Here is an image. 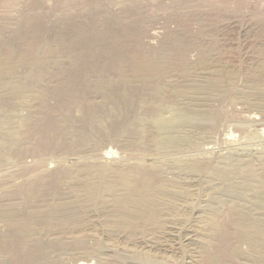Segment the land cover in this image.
Instances as JSON below:
<instances>
[{
    "label": "rangeland",
    "instance_id": "374dc122",
    "mask_svg": "<svg viewBox=\"0 0 264 264\" xmlns=\"http://www.w3.org/2000/svg\"><path fill=\"white\" fill-rule=\"evenodd\" d=\"M22 1L0 0V173L2 172L0 174V244L4 245L2 248L0 247V264H74L76 258L89 256L94 257L97 264H139V262L140 264L145 262V264H200L198 261L201 260L203 247L211 248L212 244L207 247L209 245L207 242L213 243L212 239H208L214 234V232L212 233L214 225L209 224H215L214 215H217V211L219 209L221 211L223 208L233 211V213L236 211L239 213L240 210L241 214L246 215L244 217L239 213L235 219L237 220L235 230L237 229L236 231L240 233L241 240L230 250L232 264H264V186L260 185L259 179L257 181L253 176L254 169L255 172L259 170L260 173H262L261 171L264 173V132H261V130L264 131V99L262 100L264 98V0H98L96 6L95 4L86 6V2L89 0H82V6L79 8L72 0H70L71 2L69 0ZM111 8L114 10L112 11ZM24 10L27 12L26 20ZM78 10L82 11L83 20H86L87 16L89 19L90 16L94 17V13L97 11L103 12V14L98 13L97 17L104 15V17L112 19V23L108 27H106L108 23L105 18L102 22L100 21L102 28L99 30L104 28V31L109 35L99 44L105 43L97 46V50L94 51L99 52L102 49L96 57L98 61L103 59L101 55L106 54L105 51L108 55H113L112 70L107 74L100 69L98 72V69L93 68V73H90L91 82L97 78L103 82L105 80L113 85H120L123 88L119 92L124 98L131 90L139 95L132 99L133 108H131L130 115V111L125 113L123 109H120L122 110L121 114V111L113 105L114 103L111 104L110 101L102 98L100 90L93 88L91 91L88 90L92 94L89 99L93 104H104V106L107 104L103 114L101 113L93 122V129L96 133L87 138L78 136L76 130L80 123L76 120L80 116V110H73V131L69 132L65 138L60 135V140L63 143V147L60 149H64V152L59 149L55 152L52 149H45L40 153L23 154L22 158L16 152L19 145V133L24 127L23 119L33 110L30 106L34 107L35 102L33 103V101H37L34 99L37 96H43L47 103H51H48L49 105L56 104L57 101L63 99V95L57 92L58 88L62 86V84L60 85L61 79H58L57 86L60 85L58 88L56 86L52 90L41 89V87L49 86V83L50 86L56 83L54 79V81L52 80L53 84L51 81L43 80L47 75L43 66L45 64V66L53 65L55 68L62 66L66 44L65 35L69 29H77L74 22L75 19H78L75 17L78 15ZM232 20L235 21V25L230 26L232 24L228 23ZM85 23H89V20ZM155 24L161 26L159 29L161 32L149 43L151 45L147 46L143 43L146 40V32L149 27L151 28ZM17 31L18 34L24 33L22 38L17 37ZM89 48L92 47L84 46V50ZM118 51H121L122 59H118ZM149 53L154 54L153 61H151ZM81 54L85 57V51ZM137 64L151 65L153 68L151 71L155 70L156 74L153 77H147L151 71L139 72L135 70ZM245 83H249V85ZM127 88H129L128 91ZM239 91H242V94L244 92L247 94L242 95ZM141 94L143 97L140 96ZM257 111L258 113H256ZM249 113H252L255 118L243 116ZM39 127L40 131L30 144L36 148L49 142L48 135L56 133L58 129L53 122L50 124L42 122ZM222 131L223 134L226 132L233 134L232 142L224 143L222 141ZM97 133L96 138L95 134ZM100 145L102 146L99 147ZM104 147H111L114 150L113 155L116 154L111 160L108 159V162L98 159L97 156ZM6 152L7 154H5ZM19 156L22 160L18 159ZM90 157L91 160H89ZM201 157L206 161L209 160L208 163H205L206 161L204 162ZM193 161L195 164L196 162L203 166L205 164V168L193 170L196 166ZM48 164L52 166L51 169L56 171V176H50L53 170L46 171V168L50 167ZM191 164L194 165L193 168ZM134 165L141 167L146 165L147 170L150 173L152 171V174L161 182L157 181L160 184H156V188L155 184H152L154 188L152 192L154 191L157 196L153 197V193L149 189V194H151L147 199L151 200L152 198L155 201L148 202L151 207H147L151 210L158 202L156 208L158 207L159 213L156 211L158 213L156 214L155 211H152L154 217H151L157 220H153L154 223H152L151 218H146L152 223V226H155V228L151 227L157 234L153 233L154 229L151 231L150 226H148L150 228L146 227L150 224L144 218L142 219L147 223L141 221H139L141 224L134 223L135 220H133L132 225L136 224V226L133 227L129 224L131 226L129 228L127 222L131 221L129 216H132L134 212H131V208H134L130 204L126 203L127 206H130V210L127 209L129 207L117 209L125 199L127 201L129 198L130 188L134 184L132 181L135 180L133 174L129 173L133 170ZM115 167L117 168L115 169ZM40 168L42 169L40 170ZM177 169L179 170L177 171ZM25 170H28V175ZM34 170L42 177V184L39 185L37 191L25 196L18 194L7 196L18 187L22 178L28 177L29 174V177L33 176V173L36 172ZM251 171L252 173L249 174ZM192 172L193 175L190 174ZM19 174L26 176L23 177ZM218 175L224 179H220ZM248 175L252 176L248 179ZM185 179L187 180L184 181ZM160 185H163L161 188L164 189L163 191L159 188ZM155 197L156 199H153ZM151 203L154 205L152 206ZM207 203L208 205H206ZM159 206H162V210ZM163 209L165 210L163 211ZM165 211L170 214L168 215ZM127 212L131 215L127 216ZM164 213L167 214L166 219H163L165 218ZM252 213L254 215H251ZM93 214L96 217L92 216ZM86 215L87 218L92 216L90 218L92 221L87 220ZM125 215L129 219L127 222ZM161 216L162 218H157ZM207 216L211 218L209 219ZM169 217L174 221L167 220ZM158 219L160 220L158 221ZM84 220L89 221L90 224L88 222L86 224ZM104 221H107L108 224L105 225ZM161 221L165 223H163L164 227ZM155 222L161 226L158 224L157 228ZM239 222L240 224H238ZM142 223L146 229L140 226ZM89 225L90 227H88ZM122 226L124 231L120 232ZM136 227L138 230L141 228L142 230L137 231ZM108 228L110 229L108 230ZM111 229L115 232L119 231L117 232L118 236L113 230L114 233L110 231ZM128 229L137 232L134 231L132 235V231L130 232ZM147 229L150 232H146ZM187 229L195 230V234L189 232L191 235L193 234V242L189 243L182 239L180 244H174V241L181 235L183 236ZM208 229L211 231L209 235H207ZM127 231L131 237L127 235ZM142 231L147 234H142ZM110 232L114 235L112 236ZM122 232L128 239L124 234H121ZM14 233L23 242L20 247L11 251L8 250L6 241L12 238ZM162 234L163 236L160 237ZM154 237L156 241L152 239ZM146 238L153 241L150 240V244L143 243L142 241H146ZM198 238L200 242L196 240ZM164 240L165 243H163ZM154 242L155 244H153ZM164 244L165 246H163ZM16 250L18 251L15 252ZM192 258L193 260H191Z\"/></svg>",
    "mask_w": 264,
    "mask_h": 264
},
{
    "label": "bare ground",
    "instance_id": "6f19581e",
    "mask_svg": "<svg viewBox=\"0 0 264 264\" xmlns=\"http://www.w3.org/2000/svg\"><path fill=\"white\" fill-rule=\"evenodd\" d=\"M22 1V0H21ZM67 1V0H66ZM73 2H74V4L76 5V7L77 8H79L80 6H82V0H72ZM98 0H89V1H87L86 2V6H90L91 4H95V6H96V2H97ZM22 2H24V1H22ZM22 2H19V3H22ZM69 2H71L70 0H69ZM118 2V1H117ZM121 3V2H120ZM120 3H119V5H120ZM23 5H24V3H22ZM84 4V3H83ZM94 6V5H93ZM92 6V7H93ZM116 6V5H115ZM120 6H122V5H120ZM197 6V5H196ZM91 7V8H92ZM119 7V6H118ZM21 8V7H20ZM116 8V7H115ZM112 9V8H111ZM117 9V8H116ZM119 9V8H118ZM114 9H112V11H113ZM193 10V9H192ZM206 10V9H205ZM16 11H18V10H16ZM25 11V10H24ZM112 11H110L111 13H112ZM26 12V11H25ZM82 11H79L78 10V15L77 16H75V17H77L78 19H75L76 21L74 22V24H75V26L77 27V29H75V30H73V29H69L67 32H66V35H65V39H66V44H65V47H64V61H63V64H62V66H60V67H54L53 65H47V66H43V70L45 69V71H46V78H44L43 80H46V82H50L51 81V83H52V80L54 79L55 80V84L54 85H52V86H50V83L48 84L49 86H45V87H41V89H44V90H52L53 88H55L56 86H57V82H58V79L60 80L61 79V83H60V85L62 84V86L60 87V88H58V86H60V85H58L56 88H58V90H57V92H58V94H62L63 95V99L62 100H59V101H57V103L56 104H52V105H49V104H51V103H47V101H46V99L43 97V96H37L36 97V99H34V100H37V101H33V103L35 102V104H37L36 106V108H35V110H34V107H35V104H34V107L33 106H30V108L32 109L33 108V110H31L30 112H29V114L27 115V117H25L24 119H23V128H22V130L20 131V133H19V145L17 146V154H20V156L22 157V155L23 154H28L29 152H31V153H40V152H42L41 150H45V149H52L54 152H55V150H62V149H60V147H63V143L61 142V140H60V135H62L64 138L65 137H67L68 136V134H69V132L71 133L73 130H72V118H73V110H80V116L78 117V119L76 120V121H79V126H78V129L76 130L77 132H78V136L80 135L82 138H87V137H89V136H91V135H93V133H96L95 132V130L93 129V122L98 118V116L102 113L103 114V112H104V108H105V106L107 105H105L104 106V104H93L91 101H90V96L92 95V94H90L89 93V91H91V89L93 88V89H98V90H100V92H101V95L103 96L102 98H104L105 100H107L108 102L110 101L111 102V104H113V105H115L117 108H118V110H120V109H123L124 110V112L126 113V112H129L130 111V115H131V108H133L132 107V105H133V103H132V99H133V97L134 96H137V95H139V94H136V92L134 91V90H131V91H128L129 90V88H127V91H128V94H127V96L124 98V96H122L121 95V93L119 92V91H121V89L123 88L122 86H120V85H113V84H111V83H109V82H107V81H105L104 80V82L103 81H101V80H99V79H97V78H95V80H93L92 82H91V76H90V73H93V68H95V69H98L97 71L99 72V69L100 70H102V72L104 73V72H109L110 70H112L111 69V67H112V63H111V61H113L112 60V58H114L113 57V55H108L107 54V52L105 51V53L106 54H102L101 56H102V60L101 61H98V59L96 58V57H98V55L101 53V51H102V49L99 51V52H94V51H96L97 50V46H100V45H102V44H104L105 42H103V43H101V44H99L100 42H102V41H104V40H106L107 38H108V33L106 32V31H104V28L102 29V30H99L100 28H102L101 26H100V24H101V22H102V20H103V18H105V20L107 21V23H108V25L106 26V27H108L109 25H111V23H112V19L110 18H108V17H104V15L102 16L101 14V16H98V17H102L101 19H97L98 17H97V15H99L98 13H102L103 14V12H95L94 13V17H92V16H90L91 18L89 19V16H87V18H86V20H83V18H84V16H83V13H81ZM210 12V11H209ZM20 13V12H19ZM22 13V12H21ZM80 13V14H79ZM116 13H117V11H116ZM195 13V12H194ZM193 14V13H192ZM192 14H190V15H192ZM198 14V13H197ZM200 17V16H199ZM24 18H25V20L27 19V12L26 13H24ZM89 20V23H85L86 21H88ZM101 21V22H100ZM205 21H206V19H205ZM212 21V20H211ZM218 21V20H217ZM216 21V23H218ZM234 22L235 21H231L230 23H228V24H232V25H230V26H233V25H235L234 24ZM250 23V22H249ZM158 24H155V25H153V26H151V28L149 27V30L146 32V35H145V38H146V40H145V42H143L144 44H146L147 46H150L151 44H149L153 39H155L156 37H157V35L161 32L159 29L161 28V26H157ZM216 25V24H215ZM227 25V24H226ZM244 25V24H243ZM254 25V24H253ZM257 25V24H256ZM227 26H229V25H227ZM257 26H259V25H257ZM253 27V26H252ZM256 28V27H255ZM258 28V27H257ZM106 29V28H105ZM146 30V29H145ZM246 31V30H245ZM17 34H18V31H17ZM65 34V33H64ZM23 35H24V33H19L18 34V36L17 37H19V38H22L23 37ZM95 42H97V43H95ZM85 45H87V46H91L92 48L90 49H86V50H84V46ZM153 45V44H152ZM121 46V45H120ZM104 48V47H103ZM105 49V48H104ZM256 50V49H255ZM83 51H85V57L83 56V54H81V52H83ZM109 51H110V48H109ZM189 51H192V50H189ZM194 51V50H193ZM118 54H117V56H118V59H122V53H121V51H118L117 52ZM164 53V52H163ZM190 53V52H189ZM194 53V52H193ZM153 53H149V57H150V59H151V61H153ZM190 55V54H189ZM89 56V57H88ZM163 56V55H162ZM187 56V55H186ZM191 56V55H190ZM264 56V55H263ZM86 57H88V58H86ZM195 57V56H194ZM92 58V59H91ZM210 58V57H209ZM191 59V58H190ZM192 59H193V57H192ZM110 61V63H108ZM259 61H261V60H259ZM216 63V62H215ZM252 63V62H251ZM213 64V63H212ZM110 65V66H109ZM206 66V65H205ZM198 67V66H197ZM196 67V68H197ZM27 68V67H26ZM153 68H151V65H146V66H142V64L140 65V64H137V65H135V70H137V71H139V72H146V71H151ZM205 69V68H204ZM57 72H58V74H57ZM53 73V74H52ZM108 74V73H107ZM147 74V73H146ZM154 74H156V71L155 70H153V71H151L150 73H149V75L147 76V77H153V75ZM201 74V73H200ZM199 74V75H200ZM198 75V74H197ZM156 76V75H155ZM154 76V77H155ZM153 79V78H152ZM155 79V78H154ZM53 80V81H54ZM247 80V79H246ZM243 81V80H242ZM39 83H42V81L40 82L39 81ZM53 84V83H52ZM92 84V85H91ZM94 84V85H93ZM145 84V83H144ZM144 84L142 85V87L144 86ZM147 84V83H146ZM152 84H154V83H152ZM245 84H247V83H245ZM43 85V84H42ZM41 85V86H42ZM243 85V84H242ZM247 85H249V83L247 84ZM246 85V86H247ZM40 86V85H39ZM93 86V87H92ZM147 86V85H146ZM239 86V85H238ZM49 87V88H48ZM141 87V86H140ZM141 87V88H142ZM251 87V86H250ZM253 87V86H252ZM141 88H140V90H141ZM234 88V87H233ZM145 88L143 87V90H144ZM146 89H147V87H146ZM243 89V88H242ZM89 90V91H88ZM137 90V89H136ZM148 90V89H147ZM231 90V89H230ZM245 91H246V89H244ZM254 90V89H253ZM252 90V91H253ZM149 91V90H148ZM234 91H235V88H234ZM251 91V92H252ZM140 91L138 90V93H139ZM240 92V91H239ZM242 92V91H241ZM240 92V93H241ZM145 93V92H144ZM150 93V92H149ZM164 93V92H163ZM235 93V92H234ZM245 93V92H244ZM243 93V94H244ZM259 93V92H258ZM262 93V92H261ZM89 94V95H88ZM143 94V93H142ZM142 94L140 95L141 97H143L142 96ZM236 94V93H235ZM242 94V93H241ZM242 94V95H243ZM245 94H247V93H245ZM251 94V93H250ZM264 94V93H263ZM95 95V94H94ZM149 95V94H148ZM164 95H165V93H164ZM167 95V94H166ZM254 95V94H253ZM151 96V95H150ZM97 97V96H96ZM168 97V96H167ZM235 97V96H234ZM255 97V96H254ZM259 97V96H258ZM107 98V99H106ZM135 98V97H134ZM139 98V97H138ZM166 98V97H165ZM241 98V97H240ZM262 98V97H261ZM159 99V98H158ZM197 99V98H196ZM235 99V98H234ZM237 99V98H236ZM257 99V98H256ZM259 99V98H258ZM264 98H262V100H263ZM103 100V99H102ZM104 100V101H105ZM239 100V99H238ZM242 100V99H241ZM261 100V101H262ZM103 101V102H104ZM161 101V100H160ZM234 101V100H233ZM245 101H247V100H245ZM101 102V101H100ZM155 102V101H154ZM159 102V101H158ZM229 102V101H228ZM241 102V101H240ZM239 102V103H240ZM252 102H253V100H252ZM231 103V102H230ZM258 103H260V102H258ZM146 104V103H145ZM196 104V103H195ZM247 104H248V102H247ZM264 104V103H263ZM262 104V105H263ZM236 105V104H235ZM251 105H252V103H251ZM253 105H254V103H253ZM261 105V104H260ZM259 105V106H260ZM114 106V107H115ZM228 106H230V105H228ZM248 106V105H247ZM233 107V106H232ZM237 107H238V105H237ZM242 107V106H241ZM256 107V106H255ZM263 107V106H262ZM116 108V109H117ZM145 108V107H144ZM243 108V107H242ZM254 108V107H253ZM224 109H226V108H224ZM252 109V108H251ZM255 109H257V108H255ZM223 110V109H222ZM239 110V109H238ZM261 110V109H260ZM121 111V114H122V110H120ZM143 111V110H142ZM145 111V110H144ZM226 111V110H225ZM228 111H229V109H228ZM69 112H71V114H69ZM119 112V111H118ZM134 112V111H133ZM246 112V111H245ZM146 113V112H145ZM151 113V112H150ZM149 113V114H150ZM153 113V112H152ZM227 113V112H226ZM236 113V112H235ZM248 113V112H247ZM256 113H258V111L256 112ZM78 114V115H79ZM209 114V113H208ZM213 114V113H212ZM218 114V113H217ZM231 114V113H230ZM126 115V114H125ZM129 115V116H130ZM220 115V114H219ZM234 116H235V114H233ZM261 115V114H260ZM225 116V115H224ZM223 116V117H224ZM234 116H233V118H234ZM237 116H238V113H237ZM244 117H247V118H255V116L252 114V113H249V114H244L243 115ZM126 117V116H125ZM135 117V116H134ZM213 117V116H212ZM226 117V116H225ZM241 117V116H240ZM257 117V116H256ZM261 117V116H260ZM209 118H211V117H209ZM259 118V117H258ZM263 118V117H262ZM212 119V118H211ZM229 119H230V116H229ZM237 119V118H236ZM241 119V118H240ZM128 120V119H127ZM131 120V119H130ZM216 120V119H215ZM225 120V119H224ZM228 120V119H227ZM238 120V119H237ZM251 120V119H250ZM50 121V122H49ZM222 121V120H221ZM236 121V120H235ZM42 122H43V124H50L51 122H53V123H55L56 125H57V130H56V133L54 134H50V135H48V141L49 142H47V143H45V144H43V145H41V147H38V148H36V147H32L30 144H31V140L32 139H35L36 138V134L38 133V131H40V127H39V125H41L42 124ZM57 122H58V124H57ZM131 122V121H130ZM227 122V121H226ZM238 122H240V121H238ZM246 122V121H245ZM261 122H263V121H261ZM213 123H215L214 121H213ZM236 123V122H235ZM264 123V122H263ZM216 124V123H215ZM220 124V123H219ZM227 124V123H226ZM229 124V123H228ZM245 124H247V123H245ZM251 124H253V123H251ZM78 125V124H77ZM76 125V126H77ZM75 126V127H76ZM211 126H213V125H211ZM224 126V125H223ZM245 126V125H244ZM253 126H254V124H253ZM231 127H233V126H231ZM210 128H212V127H210ZM240 128V127H239ZM148 129V128H147ZM206 129V128H205ZM257 129V128H256ZM261 129H263L262 127H261ZM230 130V129H229ZM234 130V129H233ZM238 130V129H237ZM248 130H249V128H248ZM247 130V131H248ZM254 130V129H253ZM216 131V130H215ZM224 131V130H223ZM222 131V134L224 133ZM231 131V130H230ZM246 131V132H247ZM259 131H260V128H259ZM206 132V131H205ZM242 132V131H241ZM253 132V131H252ZM261 132H264V131H262L261 130ZM99 133V132H98ZM98 133L97 134H95V137H96V135L98 136ZM208 133H209V131H208ZM220 133V132H219ZM235 133V132H234ZM239 133V132H238ZM258 133V132H257ZM217 134V133H216ZM215 134V135H216ZM250 134V133H249ZM261 134V133H260ZM206 135V134H205ZM213 135V134H212ZM232 133L231 132H226L225 134H223V136H221L222 137V141L224 142V143H230V142H232L231 140V137H232ZM257 135V134H256ZM262 135V134H261ZM211 136V135H210ZM243 136H244V134H243ZM242 136V137H243ZM257 136H259V134L257 135ZM150 137V136H149ZM207 137V136H206ZM247 137H249V136H247ZM253 137V136H252ZM91 138V137H90ZM97 138V137H96ZM142 138L144 139V137L142 136ZM263 138V137H262ZM92 139H93V137H92ZM239 139V138H238ZM244 139H246V138H244ZM251 139V138H250ZM256 139V138H255ZM46 140H47V138H46ZM45 140V141H46ZM207 140V139H206ZM242 140V139H241ZM247 140V139H246ZM235 141V140H234ZM264 141V140H263ZM212 142V141H211ZM236 142V141H235ZM248 142V141H247ZM18 143V142H17ZM145 143V142H144ZM204 143V142H203ZM238 143V142H237ZM241 143V142H240ZM59 144H62V145H60L59 146ZM209 144V143H208ZM207 144V147L209 146ZM212 144V143H211ZM257 144V143H256ZM66 145H67V143H66ZM215 145V144H214ZM223 145V144H222ZM69 146V145H68ZM67 146V147H68ZM102 145H100L99 147H101ZM105 146V145H104ZM148 146V145H147ZM150 146V145H149ZM217 146V145H216ZM230 146V145H229ZM228 146V147H229ZM243 146V145H242ZM250 146V145H249ZM263 146V145H262ZM200 147V146H199ZM223 147V146H222ZM234 147V146H233ZM251 147V146H250ZM255 147V146H254ZM41 148V149H40ZM70 148V147H69ZM201 148V147H200ZM209 148V147H208ZM213 148H215V147H213ZM226 148V147H225ZM94 149V148H93ZM134 149V148H133ZM185 149V148H184ZM187 149V148H186ZM194 149V148H193ZM212 149V148H211ZM245 149V148H244ZM248 149H249V147H248ZM89 150V149H88ZM96 150V149H95ZM130 150H132V149H130ZM135 150V149H134ZM133 150V151H134ZM192 150V149H191ZM198 150H199V148H198ZM208 150V149H207ZM261 150V149H260ZM52 151V152H53ZM63 152H64V149L62 150ZM65 151H67V150H65ZM86 151V150H85ZM94 151V150H93ZM128 151V150H127ZM202 151H203V149H202ZM204 151H206V150H204ZM247 151V150H246ZM263 151V150H262ZM8 152H11V150L9 151L8 150ZM60 152V151H59ZM89 152H90V150H89ZM96 152V151H95ZM97 152H98V149H97ZM118 152V151H117ZM131 152V151H130ZM196 152V151H195ZM209 152H210V150H209ZM217 152V151H216ZM256 152V151H255ZM30 153V154H31ZM68 153V152H67ZM67 153H65V154H67ZM76 153V152H75ZM133 153V152H132ZM141 153V152H140ZM144 153V152H143ZM173 153V152H172ZM242 153V152H241ZM252 153V152H251ZM5 154H7V152L5 153ZM10 154V153H9ZM16 154V155H17ZM54 154H56V153H54ZM62 154V153H61ZM65 154H63V155H65ZM78 154V153H77ZM82 154V153H81ZM84 154V153H83ZM88 154V153H87ZM114 154V150L113 149H111V147H104V149H101L100 150V152H99V154L97 155L98 156V159H103V160H107V162H108V159H110L111 160V158H113L115 155H113ZM120 154V153H119ZM130 154V153H129ZM175 154V153H174ZM211 154V153H210ZM226 154V153H225ZM232 154V153H231ZM33 155V154H32ZM57 155V154H56ZM70 155V154H69ZM72 155V154H71ZM95 155V154H94ZM148 155V154H147ZM168 155V154H167ZM173 155V154H172ZM220 155V154H219ZM8 156V155H7ZM18 157V159H21V157ZM41 156V155H40ZM43 156V155H42ZM61 156V155H60ZM86 156V155H85ZM85 156H83V157H85ZM174 156V155H173ZM217 156V155H216ZM15 157H17V156H15ZM37 157V156H36ZM55 157V156H54ZM57 157V156H56ZM63 157V156H62ZM69 157V156H68ZM82 157V156H81ZM144 157V156H143ZM163 157V156H162ZM176 157H177V155H176ZM182 156H180V158H181ZM188 157H190V156H188ZM199 157H200V155H199ZM203 157V156H202ZM201 157V159H203ZM206 157V156H205ZM23 158V157H22ZM27 158V157H26ZM46 158V157H45ZM47 158H48V156H47ZM71 158V157H70ZM77 158V157H76ZM97 158V157H96ZM164 158V157H163ZM168 158V157H167ZM198 158V157H197ZM231 158V157H230ZM31 159V158H30ZM44 159V158H43ZM59 159V158H58ZM86 159H88V158H86ZM136 159V158H135ZM139 159V158H138ZM182 159V158H181ZM192 159V158H191ZM218 159V158H217ZM223 159V158H222ZM22 160V159H21ZM35 160V159H34ZM83 160V159H82ZM89 160H91V157H90V159ZM137 160V159H136ZM148 160V159H147ZM154 160V159H153ZM164 160V159H163ZM193 160V159H192ZM195 160H199V159H195ZM249 160V159H248ZM17 161V160H16ZM49 161V160H48ZM55 161H57V160H55ZM79 161V160H78ZM85 161V160H84ZM97 161V160H96ZM129 161V160H128ZM132 161V160H131ZM167 161V160H166ZM188 161V160H187ZM190 161V160H189ZM203 161L205 162L206 160H204L203 159ZM208 161L209 160H207L205 163H208ZM211 161V160H210ZM28 162V161H27ZM27 162H26V164H27ZM37 162V161H36ZM58 162H59V160H58ZM62 162V161H61ZM87 162H88V160H87ZM99 162V161H98ZM111 162H114V161H111ZM115 162H116V160H115ZM127 162V161H126ZM130 162V161H129ZM136 162V161H135ZM142 162V161H141ZM186 162V161H185ZM228 162V161H227ZM258 162V161H257ZM23 163V162H22ZM24 163H25V161H24ZM29 163V162H28ZM47 163V162H46ZM45 163V164H46ZM52 163H54V162H52ZM81 163H84V162H81ZM103 163H104V161H103ZM102 163V164H103ZM119 163V162H118ZM128 163V162H127ZM131 163V162H130ZM138 163V162H137ZM140 163V162H139ZM165 163V162H164ZM174 163V162H173ZM200 163H202V162H200ZM237 163V162H236ZM245 163V162H244ZM13 164V163H12ZM15 164V163H14ZM20 164V163H19ZM25 164V165H26ZM32 164V163H31ZM50 164H51V162H50ZM58 164V163H57ZM89 164V163H88ZM96 164V163H95ZM105 164V163H104ZM107 164V163H106ZM142 164H143V162H142ZM142 164H141V166H142ZM165 164H167V163H165ZM175 164V163H174ZM177 164V163H176ZM180 164V163H179ZM186 164V163H185ZM193 164H195V162L193 161ZM193 164H191L192 166V168H193ZM204 164V163H203ZM213 164V163H212ZM246 164H247V161H246ZM254 164H255V161H254ZM11 165V164H10ZM37 165V164H36ZM49 165V164H48ZM82 165V164H81ZM87 165V164H86ZM100 166H101V164H99ZM98 165V166H99ZM112 165V164H111ZM114 165V164H113ZM131 165H133V164H131ZM154 165V164H153ZM156 165V164H155ZM154 165V166H155ZM160 166H161V164H159ZM172 165V164H171ZM196 166L194 167V169L193 170H195V168H196V170L197 169H201V168H205L204 166H205V164H204V166L203 165H200V164H198V162H196V164H195ZM214 165H216V164H214ZM228 165V164H227ZM256 165V164H255ZM13 166V165H12ZM33 166V165H32ZM46 166V165H45ZM50 166V165H49ZM54 166V165H53ZM91 166H92V163H91ZM90 166V167H91ZM95 166V165H94ZM97 166V168L100 170V168ZM128 166V165H127ZM130 166V165H129ZM141 166H136V165H134L133 166V170H131L130 171V173H129V171H128V173L129 174H133V176H134V178H135V180L134 179H132V180H134V181H132L134 184H133V186H132V188H130L131 190H130V195H129V198H127V201H126V199H125V201H124V203L122 202V204H120L119 206H118V210H119V207H120V209H126L125 207H129V208H127V209H129L130 210V206H132L134 209H132L131 208V212H133V214H132V216H129V215H131V213L129 214L128 212H127V216H129V219L131 220L130 222H132V223H130V222H127V221H129V219H128V217L125 215V217H127L126 218V222H127V224L129 225V224H133V220H135V222L134 223H138L139 221H141V222H145L142 218H144L145 220H148V219H150L154 214H153V212L152 211H159V209H157L156 208V203H158V202H156L155 203V207H154V209L153 210H151V208H149V207H147V206H150L149 204H148V202L149 201H151L152 200V198H151V200H147L148 199V195H150L149 194V192H150V190H151V192H152V190H154V188H153V185L152 184H155V188H156V184H160L161 182L160 181H158V179H157V177H155L153 174H152V171H151V169L154 167H152L151 169H150V171H151V173L149 172V170H147L148 168H146L145 166L146 165H144L143 167H141ZM201 166H203V167H201ZM248 166V165H247ZM18 167V166H17ZM21 167V166H20ZM26 167V166H25ZM29 167V166H28ZM38 167V166H37ZM36 167V168H37ZM47 167V166H46ZM51 167L52 166H50V167H47L46 168V171L48 170V171H51V170H53V169H51ZM107 167V166H106ZM121 167V166H120ZM131 167V166H130ZM158 167V166H157ZM162 167V166H161ZM165 167V166H164ZM206 167H208V165H206ZM213 167V166H212ZM223 167H225L224 165H223ZM3 168V167H2ZM5 168V167H4ZM10 168H11V166H10ZM16 168V167H15ZM19 168V167H18ZM24 168V167H23ZM94 168V167H93ZM117 167H115V169H116ZM124 169H125V167H123ZM128 168V167H127ZM150 168V167H149ZM209 168V167H208ZM214 168V167H213ZM258 168V167H257ZM257 168H256V170H257ZM6 169V168H5ZM21 169V168H20ZM26 169V168H25ZM42 168H40V170H41ZM45 169V168H44ZM43 169V170H44ZM50 169V170H49ZM91 169V168H90ZM95 169V168H94ZM110 169V168H109ZM157 169V168H156ZM184 169V168H183ZM182 169V171H184ZM191 169V168H190ZM199 169V170H200ZM218 169V168H217ZM225 169H226V167H225ZM249 169V168H248ZM251 169V168H250ZM1 170V169H0ZM13 170V169H12ZM24 170V169H23ZM22 170V171H23ZM31 170V169H30ZM30 170H29V173H30ZM38 170V169H37ZM39 170V171H40ZM96 170V169H95ZM103 170V169H102ZM126 170V169H125ZM171 170V169H170ZM179 169H177V171H178ZM205 170V169H204ZM22 171H21V174H22ZM26 171V170H25ZM28 171V170H27ZM25 172V173H27L26 175H28V172ZM34 171H36V170H34ZM47 171V172H48ZM90 171V170H89ZM101 171V170H100ZM105 171V170H104ZM111 171V170H110ZM165 171V170H164ZM173 171V170H172ZM189 171V170H188ZM211 171H212V169H211ZM254 171V179H259V183H260V185L262 184L263 186H264V173H263V171H261L262 173H260L259 172V170L257 171V172H255V169L253 170ZM32 172V171H31ZM103 172V171H102ZM153 172H154V170H153ZM161 172V171H160ZM185 172V171H184ZM184 172H182V173H184ZM190 172V171H189ZM188 172V173H189ZM198 172V171H197ZM200 172V171H199ZM204 172V171H203ZM207 172V171H206ZM4 173V172H3ZM9 173V172H8ZM7 173V174H8ZM11 173V172H10ZM36 173V174H35ZM35 173H33L34 175L33 176H31V177H29L30 176V174H29V176L28 177H25V178H22V180H21V182L18 184V187L16 188V189H14V190H12L10 193H8L7 194V196L9 195H16V194H18V195H21V196H25V195H28L29 193H31V192H34V191H37L38 189H39V185L40 184H42V177H40V174L36 171ZM95 173V172H94ZM162 173V172H161ZM176 173H178V172H176ZM187 173V172H186ZM194 173H195V171H194ZM212 173V172H211ZM249 173V172H248ZM252 173V171L249 173V174H251ZM0 174H2V172L0 173ZM5 174V173H4ZM6 174V175H7ZM15 174V173H14ZM21 174H19V175H21ZM99 174H101V173H99ZM155 174H157V173H155ZM190 174H192L193 175V172L192 173H190ZM189 174V175H190ZM204 174H206V173H204ZM9 175H12V174H9ZM26 175H24V176H26ZM32 175V174H31ZM57 175V173H56V171H52L51 173H50V176H52V177H54V176H56ZM103 175V174H102ZM175 175V174H174ZM208 175V174H207ZM216 175V174H215ZM219 175H221V174H219ZM218 175V176H219ZM245 175H246V173H245ZM251 175V176H252ZM2 176V175H1ZM21 176H23V175H21ZM23 176V177H24ZM98 176V175H97ZM133 176L131 175V177L133 178ZM159 176V175H158ZM188 176V175H187ZM251 176H249L248 175V179L251 177ZM18 177H20V176H18ZM129 177V179H131V177L130 176H128ZM161 177V176H160ZM184 177V176H183ZM192 177V176H191ZM203 177V176H202ZM207 177V176H206ZM242 177H243V175H242ZM3 178V177H2ZM164 178V177H163ZM179 178V177H178ZM180 178H182V176H180ZM219 178L220 179H224L223 177L221 178L220 176H219ZM165 179V178H164ZM169 179V178H168ZM172 179H174V178H172ZM204 179V178H203ZM253 179V180H254ZM167 180V179H166ZM182 180V179H181ZM187 179H185L184 181H186ZM206 180V179H205ZM204 180V181H205ZM157 181L158 182H160V183H157ZM171 181V180H170ZM197 181H199V180H197ZM258 181V180H257ZM183 182V181H182ZM220 182V181H219ZM242 182V181H241ZM163 183V182H162ZM208 183V182H207ZM213 183V182H212ZM211 184V183H210ZM171 185V184H170ZM198 185V184H197ZM212 185V184H211ZM228 185V184H227ZM152 186V187H151ZM158 186V185H157ZM163 186V185H162ZM162 186L160 185V189L162 188ZM209 186V185H208ZM236 186V185H235ZM237 186H239V185H237ZM174 187V186H173ZM199 187V186H198ZM207 187V186H206ZM217 187V186H216ZM241 187V186H240ZM151 188H153V189H151ZM211 188V187H210ZM150 189V190H149ZM186 189V188H185ZM194 189V188H193ZM201 189V188H200ZM208 189V188H207ZM243 189V188H242ZM157 190V189H156ZM155 190V191H156ZM162 191L164 190V189H161ZM190 190V189H189ZM228 190V189H227ZM158 191V190H157ZM168 191V190H167ZM186 191V190H185ZM7 192V191H6ZM170 192V191H169ZM195 192V191H194ZM210 192V191H209ZM215 192V191H214ZM222 192H224V191H222ZM225 192H227V191H225ZM247 192H249V191H247ZM153 194H152V196L154 197V195L155 196H157L156 194H154V191L152 192ZM161 193V192H160ZM197 193V192H196ZM204 193V192H203ZM251 193V192H250ZM162 194V193H161ZM165 194V193H164ZM167 194V193H166ZM205 194H207V193H205ZM239 194V193H238ZM242 194H243V192H242ZM246 194V193H245ZM171 195V194H170ZM184 195H186V194H184ZM193 195V194H192ZM197 195V194H196ZM199 195V194H198ZM209 195V194H208ZM225 196H226V194H224ZM230 195H231V193H230ZM252 195V194H251ZM163 196H165V195H163ZM173 196V195H172ZM177 196V195H176ZM179 196V195H178ZM187 196H188V194H187ZM191 196V195H190ZM200 196V195H199ZM215 196V195H214ZM213 196V197H214ZM239 196V195H238ZM264 196V195H263ZM185 197V196H184ZM242 197V196H241ZM259 197V196H258ZM10 198V197H9ZM158 198H159V196H158ZM186 198V197H185ZM191 198V197H190ZM200 198V197H199ZM205 198H206V195H205ZM211 198V197H210ZM215 198H217V197H215ZM219 198H222V197H219ZM249 198V197H248ZM153 199H156V197L155 198H153ZM164 199H166V198H164ZM195 199V198H194ZM197 199V198H196ZM213 199V198H212ZM226 199H229V198H226ZM239 199V198H238ZM242 199V198H241ZM257 199V198H256ZM159 200H160V198H159ZM158 200V201H159ZM167 200V199H166ZM172 200V199H171ZM179 200H180V198H179ZM214 200V199H213ZM230 200V199H229ZM253 200V199H252ZM251 200V201H252ZM154 200H152V202H153ZM170 201V200H169ZM210 201V200H209ZM212 201V200H211ZM233 201V200H232ZM239 201V200H238ZM237 201V202H238ZM248 201V200H247ZM155 202V201H154ZM184 203H185V200L183 201ZM206 202H207V200H206ZM213 202V201H212ZM211 202V203H212ZM216 202V201H215ZM224 202V201H223ZM222 202V203H223ZM263 202V201H262ZM126 203H128V204H130V206H127V204ZM160 203V202H159ZM176 203V202H175ZM188 203V202H187ZM197 203V202H196ZM209 203V202H208ZM208 203L206 204V205H208ZM217 203V202H216ZM226 203V202H225ZM254 203V202H253ZM126 204V205H125ZM147 204V205H146ZM152 204V203H151ZM195 204V203H194ZM199 204V203H198ZM201 204V203H200ZM199 204V205H200ZM202 204H203V202H202ZM205 204V203H204ZM259 204V203H258ZM154 205V203L152 204V206ZM159 205V204H158ZM161 205H162V203H161ZM167 205V204H166ZM218 205H219V203H218ZM240 205V204H239ZM164 206V205H163ZM168 206V205H167ZM173 206V205H172ZM178 206V205H177ZM186 207V205H183V207ZM217 206V205H216ZM256 206V205H255ZM151 207V206H150ZM160 207V206H159ZM162 207V206H161ZM161 207H160V209H161ZM196 207V206H195ZM200 207V206H199ZM208 207V206H207ZM214 207V206H213ZM261 207V206H260ZM153 208V207H152ZM165 208V207H164ZM221 208V207H220ZM252 208V207H251ZM254 208V207H253ZM252 208V209H253ZM149 209H150V211H149ZM157 209V210H156ZM210 209H214V208H210ZM256 209V208H255ZM129 210H125V211H129ZM162 210V209H161ZM165 209H163V211H164ZM178 210V209H177ZM180 210V209H179ZM182 210V209H181ZM191 210V209H190ZM214 210H216V209H214ZM220 210V209H219ZM218 210V211H219ZM236 210V209H235ZM234 210V211H235ZM250 210V209H249ZM121 211V210H120ZM122 211H124V210H122ZM183 211V210H182ZM217 211V210H216ZM217 211V215L215 214H213L214 215V217H215V224H209V225H214V228H212L214 231H212V229H211V227H209L210 229H211V231H212V233L214 232V234H213V236H211L210 237V239H208V240H213V241H211V242H213V243H208L207 242V244H209L207 247H209V246H211V244H212V247L211 248H206V247H203V250L201 251V260H199V259H197V260H199L198 262L200 263V264H232V257H231V252H230V250H231V248H232V246L233 245H236L237 243H239L240 242V240H241V237H240V233L239 232H237L236 230H235V224H236V221L237 220H235L236 219V216H238L239 215V213H240V210H239V213H238V211H236V213H233V211L231 212L230 210H227V209H222L221 211H219L218 212ZM253 211V210H252ZM255 211V210H254ZM106 212V211H105ZM154 212V213H155ZM156 212V214H158ZM166 212V211H165ZM171 212V211H170ZM193 212V211H192ZM251 212V211H250ZM256 212V211H255ZM124 213V212H123ZM126 213V212H125ZM161 213V212H160ZM168 215L170 214V213H168V212H166ZM177 213H179V212H177ZM181 213V212H180ZM190 213V212H189ZM129 214V215H128ZM162 214V213H161ZM165 214V213H164ZM167 214H165V218H163V219H166V215ZM184 214V213H183ZM199 214V213H198ZM212 214V213H211ZM241 214V213H240ZM261 214V213H260ZM264 214V213H263ZM88 215V214H87ZM87 215H86V218H87ZM124 215V214H123ZM148 215V216H147ZM163 215V214H162ZM190 215V214H189ZM194 215V214H193ZM201 215H202V212H201ZM241 215H243V214H241ZM251 215H254V213H252ZM250 215V216H251ZM89 216H90V214H89ZM89 216H88V218H87V220L88 219H90V218H92V216H95L94 214L89 218ZM144 216V217H143ZM158 216H160V215H158ZM164 216V215H163ZM181 216V215H180ZM184 216V215H183ZM200 216V215H199ZM244 216V215H243ZM246 216V215H245ZM244 216V217H245ZM256 216V215H255ZM96 217V216H95ZM95 217H93V218H95ZM148 217V219H146ZM154 217V216H153ZM172 217V216H171ZM175 217V216H174ZM207 217H209V216H207ZM252 217V216H251ZM103 218V217H102ZM156 218V217H155ZM157 218H162V216L161 217H157ZM179 218H181V217H179ZM184 218V217H183ZM211 217H209V219H210ZM240 218H242L241 216H240ZM249 218V217H248ZM258 218V217H257ZM263 218V217H262ZM95 219H97V218H95ZM128 219V220H127ZM152 219V220H151ZM150 219V221L152 222V223H154L153 222V220H154V218H151ZM168 219H170V217L169 218H167V220ZM195 219V218H194ZM202 219H204V218H202ZM243 220H244V218H242ZM241 219V220H242ZM250 219V218H249ZM125 220V219H124ZM157 220V219H156ZM156 220H154V221H156ZM160 219H158V221H159ZM171 220V219H170ZM183 221H184V219H182ZM197 220H199V219H197ZM240 220V221H241ZM253 220H255V219H253ZM84 221H86V220H84ZM89 221H92L91 219L89 220ZM89 221H86L85 223L86 224H88L89 223ZM107 221H108V219H107ZM107 221H104V223H106ZM150 221L148 220V224H150V225H147L146 227H148V226H152L151 224L152 223H150ZM164 221V220H163ZM163 221H161L162 222V224L164 223ZM166 221V220H165ZM171 221H174V220H171ZM195 221V220H194ZM210 221V220H209ZM208 221V222H209ZM214 221V220H213ZM212 221V222H213ZM250 221H251V219H250ZM250 221H249V223H250ZM88 222V223H87ZM98 222V221H97ZM108 222H110V220L108 221ZM126 222L125 221H123V223H125L126 224ZM179 222V221H178ZM205 222H206V218H205ZM94 223V222H93ZM122 223V222H121ZM140 223V222H139ZM143 223H142V225H140V226H142L143 227ZM145 223H147V222H145ZM156 223V226H157V228H158V226L160 225L159 223V225L157 224V222H155ZM173 223H175V222H173ZM182 223H184V222H182ZM211 223V222H210ZM243 223H244V221H243ZM253 223H255V222H253ZM85 224V225H86ZM90 224V223H89ZM108 223H106L105 225H107ZM141 224V223H140ZM165 224V223H164ZM164 224H163V227H164ZM169 224V223H168ZM172 224V223H171ZM189 224V223H188ZM238 224H240V222L238 223ZM242 224V223H241ZM245 224V223H244ZM208 225V226H209ZM248 225V224H247ZM246 225V226H247ZM254 225H256V224H254ZM253 225V226H254ZM263 225V224H262ZM84 226V225H83ZM133 226V225H132ZM134 226H136V224L134 225ZM133 226V227H134ZM139 225H138V228L140 227ZM154 226V225H153ZM152 226V227H153ZM161 226V225H160ZM238 226V225H237ZM237 226H236V228H237ZM245 226V225H244ZM249 226V225H248ZM258 226V225H257ZM88 227H90V225L88 226ZM87 227V228H88ZM131 226L129 225V228H130ZM132 227V229H134ZM150 227H148V228H150ZM151 227V228H152ZM255 227V226H254ZM83 229L85 228V227H82ZM81 228V229H82ZM101 228V227H100ZM105 228V227H104ZM113 228V227H112ZM124 227L122 226V228H121V230H120V232L123 230L124 231V229H123ZM144 228V227H143ZM154 228H155V226H154ZM154 228H152L151 229V231L154 229ZM170 228H173L172 226H170ZM169 228V229H170ZM183 228V227H182ZM189 228V227H188ZM192 228V227H191ZM249 228V227H248ZM251 228H253V227H251ZM257 228H260V227H257ZM264 228V227H263ZM107 229V228H106ZM110 228H108V230H109ZM115 229V228H114ZM119 229V228H118ZM117 229V230H118ZM136 229H137V227H136ZM144 229H146V228H144ZM143 229V230H144ZM190 229V228H189ZM189 229H187L185 232L186 233H184L183 234V236L181 235V237H178L177 239H176V241H174V244H176V243H178V244H180V242H182V239L184 240V241H189V243H190V241H192L193 242V240H194V237H193V234L191 235L189 232H193L194 234H195V230L194 231H192V230H189ZM203 229V228H202ZM207 229V228H206ZM210 229H208L209 230V232H208V234L207 235H209V233L211 232L210 231ZM107 230V231H108ZM113 229H111L110 231H112ZM116 230V231H117ZM125 230H127V228H125ZM129 231H130V229H128ZM141 230H142V228H141ZM141 230H138L137 229V231H141ZM166 230V229H165ZM262 230V229H261ZM114 232H115V230H113ZM112 231V232H113ZM132 231V230H131ZM130 231V232H131ZM134 231H136V230H134ZM134 231H132L131 232V234L134 232ZM136 231V232H137ZM146 232H150L148 229L147 230H145ZM207 231V230H206ZM264 231V230H263ZM113 232V233H114ZM117 232H119V231H117ZM117 232H115V234L118 236V233ZM126 232V231H125ZM129 232V233H130ZM143 233L142 234H144V233H146V232H144V231H142ZM154 232H156L155 231V229H154V231H153V233ZM161 232V231H160ZM159 232V233H160ZM170 232V231H169ZM199 232V231H198ZM108 233H109V231H108ZM158 233V234H159ZM163 234H164V232H162ZM167 233V232H166ZM110 234H111V232H110ZM121 234H124V232H122ZM130 234V235H131ZM141 234V235H142ZM147 234V233H146ZM156 234H157V232H156ZM163 234L160 236V237H162L163 236ZM173 234V233H172ZM108 235V234H107ZM112 235V234H111ZM110 235V236H111ZM114 235V234H113ZM112 235V236H113ZM125 236H126V234H124ZM127 235H129L128 234V231H127ZM129 235V236H130ZM133 235V234H132ZM136 234H134V236H135ZM138 235H140V234H138ZM149 236H151L152 234H148ZM155 234H153V236H154ZM160 235V234H159ZM200 235V234H199ZM206 235V236H207ZM121 235H119V237H120ZM133 236V237H134ZM156 236V235H155ZM195 236V235H194ZM122 237V236H121ZM131 237V236H130ZM136 238H137V236H135ZM140 237V236H139ZM139 237H138V239H139ZM144 237H145V235H144ZM169 237V236H168ZM126 238H127V236H126ZM141 238H142V236H141ZM151 238V237H150ZM149 238V239H150ZM165 238V237H164ZM174 238V237H173ZM196 238V237H195ZM209 238V237H208ZM128 239V238H127ZM133 239V238H132ZM131 239V240H132ZM138 239H136V240H138ZM147 240L146 241H142L143 243H149L150 244V240H148V238H146ZM153 240H155V237L154 238H152ZM163 239V238H162ZM161 239V240H162ZM120 240V239H119ZM123 240H125L124 238H123ZM135 240V239H134ZM143 240V239H142ZM145 240V239H144ZM153 240H151V241H153ZM171 240H173V239H171ZM196 240H198L199 241V238L198 239H196ZM201 240V239H200ZM203 240V239H202ZM121 241V240H120ZM130 241V240H129ZM148 241V242H147ZM156 241V240H155ZM167 241V240H166ZM21 242H23V241H21V239L19 238V236L16 234V233H14L13 234V237L12 238H10L8 241H6V245H7V247H8V250H11V251H14L16 248H18V247H20V245H21ZM131 242V241H130ZM137 242V241H136ZM136 242H135V244H136ZM140 242V241H139ZM159 242H160V240H159ZM158 242V243H159ZM200 242V241H199ZM198 242V243H199ZM127 243V242H126ZM129 243V242H128ZM133 243V242H132ZM131 243V244H132ZM161 243V242H160ZM163 243H165V240H164V242ZM188 243V244H189ZM134 244V245H135ZM153 244H155V242L153 243ZM152 244V245H153ZM162 244V243H161ZM197 244V243H196ZM201 244V243H200ZM203 244H204V241H203ZM185 245V244H184ZM4 245L1 243L0 244V247L2 248ZM141 246V245H140ZM144 246V245H143ZM150 246V245H149ZM154 246V245H153ZM156 246H158V245H156ZM160 246V245H159ZM163 246H165V244L163 245ZM171 246V245H170ZM181 246V245H180ZM202 246H204V245H202ZM125 247V246H124ZM139 247V246H138ZM155 247V246H154ZM161 247V246H160ZM160 247H159V249H160ZM198 247H200L201 248V246H198ZM123 248V247H122ZM126 248V247H125ZM147 248H149V247H147ZM157 248V247H156ZM195 248V247H194ZM200 248H198L199 250H201ZM103 249V248H102ZM106 249V248H105ZM113 249V248H112ZM153 249V248H152ZM162 249H164V248H162ZM198 249H197V251H198ZM108 250V249H107ZM126 250V249H125ZM148 250V249H147ZM191 251L193 250V249H190ZM190 250H188V251H190ZM196 250V249H195ZM18 250H16L15 252H17ZM116 251V250H115ZM196 251V252H197ZM92 252V251H91ZM118 252V251H117ZM116 252V253H117ZM195 252V251H194ZM193 252V254H195ZM199 252V251H198ZM30 253V251L28 252V254ZM90 253V252H89ZM105 253H107V252H105ZM177 253V252H176ZM190 255H191V253H189ZM188 254V255H189ZM88 255V254H87ZM187 255V254H186ZM196 255V254H195ZM84 256H86V255H84ZM112 256V255H111ZM110 256V257H111ZM197 256V255H196ZM178 257V256H177ZM199 257V256H198ZM96 258H97V255H96ZM102 258V257H101ZM100 258V259H101ZM104 258V257H103ZM194 258H196L195 256H194ZM99 259V260H100ZM117 259V258H116ZM178 259V258H177ZM185 259V258H184ZM123 260V259H122ZM125 260V259H124ZM123 260V261H124ZM136 260V259H135ZM138 260V259H137ZM189 260V259H188ZM191 260H193V258L191 259ZM196 260V261H197ZM103 261H106V260H103ZM130 261V260H129ZM132 261H134V260H132ZM141 261V260H140ZM95 260H94V257H92V256H89V257H82V258H76V260H75V262H74V264H97V262H95ZM110 262V261H109ZM135 262H137V261H135ZM145 262V261H144ZM172 262V261H171ZM187 262V261H186ZM191 262V261H190ZM129 263V262H128ZM142 263V262H141ZM146 263V262H145ZM145 263H143V264H145ZM148 263V262H147ZM174 263V262H173ZM134 264V263H133ZM136 264V263H135ZM139 264H140V262H139ZM183 264V263H182Z\"/></svg>",
    "mask_w": 264,
    "mask_h": 264
}]
</instances>
